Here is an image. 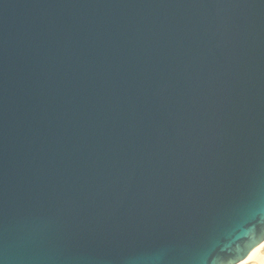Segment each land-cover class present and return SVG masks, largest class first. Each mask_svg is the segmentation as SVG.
Returning a JSON list of instances; mask_svg holds the SVG:
<instances>
[{
    "label": "water",
    "instance_id": "95a60500",
    "mask_svg": "<svg viewBox=\"0 0 264 264\" xmlns=\"http://www.w3.org/2000/svg\"><path fill=\"white\" fill-rule=\"evenodd\" d=\"M263 242L264 0H0V264Z\"/></svg>",
    "mask_w": 264,
    "mask_h": 264
},
{
    "label": "bare ground",
    "instance_id": "6f19581e",
    "mask_svg": "<svg viewBox=\"0 0 264 264\" xmlns=\"http://www.w3.org/2000/svg\"><path fill=\"white\" fill-rule=\"evenodd\" d=\"M264 249V242L262 244V246H258L255 247L251 253L243 260V262H238L237 264H247L249 261L253 260V259H257V260H263V252L262 250ZM261 264H263V262H261Z\"/></svg>",
    "mask_w": 264,
    "mask_h": 264
},
{
    "label": "rangeland",
    "instance_id": "374dc122",
    "mask_svg": "<svg viewBox=\"0 0 264 264\" xmlns=\"http://www.w3.org/2000/svg\"><path fill=\"white\" fill-rule=\"evenodd\" d=\"M262 252L264 255V249L262 250ZM261 262H263V264H264V257H263V260L253 259V260L249 261L247 264H261Z\"/></svg>",
    "mask_w": 264,
    "mask_h": 264
}]
</instances>
